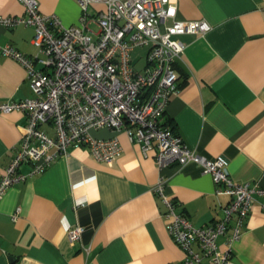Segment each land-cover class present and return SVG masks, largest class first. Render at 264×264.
<instances>
[{
    "label": "crops",
    "instance_id": "1",
    "mask_svg": "<svg viewBox=\"0 0 264 264\" xmlns=\"http://www.w3.org/2000/svg\"><path fill=\"white\" fill-rule=\"evenodd\" d=\"M39 11L55 15L63 26H79L78 0H37ZM264 0H176V19L204 20L200 35L183 34L185 49L176 65L184 73L165 115L184 143L200 155L226 160V172L239 183L264 188ZM103 4L91 3L94 20ZM19 0H0V16H21ZM166 19L165 25H170ZM93 36L97 26L89 21ZM34 29L0 25V45L25 59L40 55L32 44ZM39 67V62H34ZM21 61L0 54V102L33 98ZM27 116L0 112V174L19 149ZM52 133L48 124L42 125ZM115 136L122 153L111 164L98 162L81 146L69 147L40 174L11 185L0 200V264H183L184 252L165 227V210L153 187L165 177L164 192L177 212L194 225L222 220L230 197L193 162L159 168L154 152L144 155L125 132L92 131ZM22 173L29 164L20 165ZM240 235L231 228L217 239L229 250L226 264H264V197L256 196ZM18 209V211H17ZM230 222H235L231 216ZM230 223V225H231ZM84 227L79 241L70 227Z\"/></svg>",
    "mask_w": 264,
    "mask_h": 264
},
{
    "label": "built area",
    "instance_id": "2",
    "mask_svg": "<svg viewBox=\"0 0 264 264\" xmlns=\"http://www.w3.org/2000/svg\"><path fill=\"white\" fill-rule=\"evenodd\" d=\"M19 1L24 13L0 16V25L32 26V44L40 55L31 62L0 45V54L25 65L34 93L33 98L18 102H0V112L23 111L27 116L20 147L0 174V200L11 185L42 173L71 146H83L96 161L111 164L122 153L118 138H96L92 131H123L144 155L154 152L159 168L196 163L217 184V193L230 197L222 220L196 226L176 211L164 192L165 177L153 187L165 207L161 214L165 227L184 252L183 264H226L229 250H220L217 239L227 226L232 232L229 241L240 235L251 204L256 196L264 197V188L233 181L224 157L200 155L163 124L167 104L177 90L175 64L185 49L179 36L200 35L210 26L204 20L176 19V0H78L79 26H63L55 15L41 13L37 0ZM91 3L103 4L94 20L86 16ZM166 19L171 24L162 30ZM89 21L97 26L95 36L88 29ZM135 47L147 48L141 70L132 63ZM36 61L39 67L34 66ZM44 124L52 133L42 128ZM24 163L30 165L27 173L18 170ZM231 216H235L233 224ZM83 231L80 224L70 227L68 241H79Z\"/></svg>",
    "mask_w": 264,
    "mask_h": 264
},
{
    "label": "rangeland",
    "instance_id": "3",
    "mask_svg": "<svg viewBox=\"0 0 264 264\" xmlns=\"http://www.w3.org/2000/svg\"><path fill=\"white\" fill-rule=\"evenodd\" d=\"M147 48L146 47H135L131 51V58H132V63L134 66V69L136 70H141L144 65V56Z\"/></svg>",
    "mask_w": 264,
    "mask_h": 264
},
{
    "label": "trees",
    "instance_id": "4",
    "mask_svg": "<svg viewBox=\"0 0 264 264\" xmlns=\"http://www.w3.org/2000/svg\"><path fill=\"white\" fill-rule=\"evenodd\" d=\"M175 67H176V69L179 71V73H180V77L183 76V80L179 83V86H180V85H182V83L184 82V73H182V71L179 69V67H178L176 64H175ZM177 88H178V85H177ZM165 114H166V113H164V122H163V124H167V125H169L170 128H171V130H172L173 132H175L174 129H173V127L171 126V120H170V118H169L168 116H166Z\"/></svg>",
    "mask_w": 264,
    "mask_h": 264
}]
</instances>
